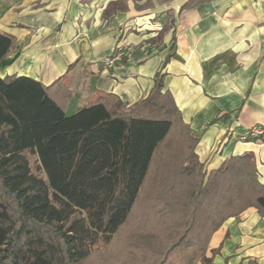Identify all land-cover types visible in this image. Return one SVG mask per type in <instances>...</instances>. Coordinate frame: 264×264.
<instances>
[{"label": "trees", "instance_id": "obj_1", "mask_svg": "<svg viewBox=\"0 0 264 264\" xmlns=\"http://www.w3.org/2000/svg\"><path fill=\"white\" fill-rule=\"evenodd\" d=\"M14 43L0 31V60ZM163 76L72 114L66 76H0V264H217L212 233L264 214L253 154L208 170Z\"/></svg>", "mask_w": 264, "mask_h": 264}, {"label": "crops", "instance_id": "obj_2", "mask_svg": "<svg viewBox=\"0 0 264 264\" xmlns=\"http://www.w3.org/2000/svg\"><path fill=\"white\" fill-rule=\"evenodd\" d=\"M166 17L140 14L133 0H0V31L15 38L0 76L50 84L66 76L67 114L100 93L128 105L145 96L157 71L196 139L209 170L225 158L253 154L264 184V138L242 139L264 126V0H203ZM156 11L157 9H152ZM119 51L120 59L103 61ZM217 264H264V214L248 206L208 242Z\"/></svg>", "mask_w": 264, "mask_h": 264}, {"label": "rangeland", "instance_id": "obj_3", "mask_svg": "<svg viewBox=\"0 0 264 264\" xmlns=\"http://www.w3.org/2000/svg\"><path fill=\"white\" fill-rule=\"evenodd\" d=\"M135 7L138 9L140 14H143L145 11L148 14L155 15L154 18L149 20L153 22L159 16L166 17L169 21L176 12L174 9L170 8L172 5H177L176 8H184L202 2L203 0H133ZM157 9L153 11L152 9Z\"/></svg>", "mask_w": 264, "mask_h": 264}, {"label": "built area", "instance_id": "obj_4", "mask_svg": "<svg viewBox=\"0 0 264 264\" xmlns=\"http://www.w3.org/2000/svg\"><path fill=\"white\" fill-rule=\"evenodd\" d=\"M120 52L117 51L111 57L107 58L103 61L105 66H111L113 63L120 59ZM242 139L250 140V139H263L264 138V126L260 124L253 125L249 127L244 133L241 134Z\"/></svg>", "mask_w": 264, "mask_h": 264}]
</instances>
